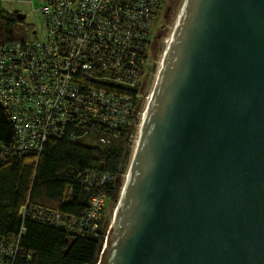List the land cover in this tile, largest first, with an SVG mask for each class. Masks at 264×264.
<instances>
[{
	"label": "water",
	"instance_id": "1",
	"mask_svg": "<svg viewBox=\"0 0 264 264\" xmlns=\"http://www.w3.org/2000/svg\"><path fill=\"white\" fill-rule=\"evenodd\" d=\"M169 41L97 264H264V0H184Z\"/></svg>",
	"mask_w": 264,
	"mask_h": 264
},
{
	"label": "trees",
	"instance_id": "2",
	"mask_svg": "<svg viewBox=\"0 0 264 264\" xmlns=\"http://www.w3.org/2000/svg\"><path fill=\"white\" fill-rule=\"evenodd\" d=\"M168 1L161 0L154 13L149 10L148 16L154 17L149 31L141 30L136 21L127 18L139 10L124 5L121 9H107L89 24L79 12H74L76 5L60 8L59 14L46 13L43 7L50 0H44L40 8L45 20L43 34L27 29L17 13L0 10V264L98 263L111 224L110 208L118 205L132 159L142 110L136 90L116 86L110 80L128 83L134 70L138 76L147 73L149 58L157 52L151 45L156 23L162 5ZM49 7L55 8L54 4ZM121 24L126 26L125 31L119 28ZM129 24L134 27L129 28ZM118 28L125 36L129 32L144 35L145 43L134 35L124 37L122 45L112 41ZM80 35L90 42L87 51L94 50L92 58L74 40ZM41 41L48 45L51 58L36 55L49 52L46 46H39ZM16 43L23 45L24 56L34 55L18 60L23 72L9 67ZM60 44L69 54L82 50L78 59L86 58L90 67L76 73L67 69L64 73L61 67L67 65L69 55L64 56L67 52L60 51ZM133 51L138 52L137 57ZM43 59L52 67L39 73L37 85L38 78L31 69H35V60ZM57 68L72 77L67 85H62L60 75L55 77ZM24 73L25 88L13 84L14 78ZM54 78L57 85L52 87ZM47 79L50 82L43 91L41 85ZM62 89L69 96L75 95L66 98ZM101 92H107L113 103L119 102L118 114L131 100L134 112L120 124L73 112L79 99L89 106L92 97ZM13 96L21 98V105L13 102ZM111 104L100 111L101 117L113 115L115 107ZM48 109L54 112L51 119L42 116ZM14 110L18 120L11 116ZM32 131L46 133V141ZM98 195L105 196V205L95 219L89 213L91 199Z\"/></svg>",
	"mask_w": 264,
	"mask_h": 264
},
{
	"label": "built area",
	"instance_id": "3",
	"mask_svg": "<svg viewBox=\"0 0 264 264\" xmlns=\"http://www.w3.org/2000/svg\"><path fill=\"white\" fill-rule=\"evenodd\" d=\"M160 2H161V0H50V2L48 4L44 5L43 10L46 13H49V12L52 13L53 11H57V13H58L60 11V8L63 10V7L70 6L71 4H72L73 7L76 5V10L74 12H79V15L80 16H84L86 18L87 22H89V24H91V23L97 21L100 18L101 14L103 12H105L107 9L116 8V7L121 9V8H123V5H124L127 8H135V9L139 10L138 14L127 16V18L132 19L133 22L136 21L138 26H141V30L149 31L150 26H151V22H152V20L154 18V17H152V15L148 16L149 15V10L150 9L153 10V13L156 12L160 8V4H159ZM52 4H54V7H55L53 10L49 7ZM128 26H129V28H131V27L133 28L134 24H129ZM119 28L122 29L123 31L126 30V26L123 25V24H121L119 26ZM119 28L116 29L118 32L113 35L111 40L112 41L115 40V41L118 42V44L122 45L125 42L124 37H128V35L129 36H133L134 34L129 32L128 35L125 36L124 33H122L123 31L121 32L119 30ZM57 30H58V27H56V29H54V32H56ZM133 37L134 38H138L139 42L145 43L144 35L143 36L134 35ZM74 40L77 41V43H78L77 45H79L81 48H84V52L83 53H88L89 54V58H92L94 56V50H89L88 49V51H87V46L89 47L90 42L88 40H86V36H81L80 35L78 38H76ZM169 42L170 41L168 40L167 46H168ZM43 45L48 48L49 52L48 53H45V52L40 53L39 52V53H36V55H38V56H40L42 58L46 57V56L48 58H51L53 54H51V51H50L48 45H46L45 42L41 41L39 43V46H43ZM151 45H152V43H151ZM151 45H149L148 48L152 47ZM23 48L24 47H23L22 44H17L16 43L15 53L11 55V60L13 62L9 66L12 71L15 70V71L23 72V70L17 64L18 60H24L25 58H32L34 56V55H30V54L24 56L23 52H22ZM60 51L61 52H67L68 50L64 46L61 45ZM81 51L80 50H75V52H73V54H69L68 52L64 54V56L69 55V59H66L67 65L64 66V67H61V68H64L63 69L64 73H66L67 69H71V71L73 73H76V72L80 71V69H83V68H86V67H90L84 61L86 58L84 60L78 59ZM140 52H142V51L140 50ZM133 56L137 57L138 56V52L133 51ZM140 58L142 60H144L142 57H140ZM149 60H150V58H149ZM34 62H35V69L32 68L31 70H35L34 71V75L37 76V78H38L36 84L39 85V80H40V78H39L40 74L39 73H41L42 70H47L48 68L52 67V63H49V61H46L45 59H43V60H35ZM148 63H150V62L148 61ZM150 65L148 67V70L150 72H147V73H152L153 72L155 63L152 64V66H153L152 70H150ZM62 72L63 71L61 69L57 68L54 71L55 77L57 78L60 75L62 85H67L71 81L72 77L69 74L66 75V74H64ZM145 74H146V71H144L143 73H141L138 76V74L135 73V70H134L133 74L128 79V83H126L125 81H123V82H118V81L117 82H113V81L110 80V82L114 83L116 86H119V87H122V88L126 87V89H129L130 91H135L136 90L135 96L137 98L141 99L140 102L142 104V110L140 111V114H141L140 119L141 120H140V122L138 124V127L141 124L143 115L145 113V110H146V107H147V104H148V101H149V98H150V97L148 98V101L146 103V101L144 99V86H143V83H142V80H143ZM45 81L46 80H44V85H41V88L43 89V91L47 90V87L45 85L48 82H50L49 79H47L46 82ZM25 83H26V81H25V73H24V75L22 77L20 75V76L15 77L14 80H13V84L19 85V86L24 87V88H25V86H24ZM56 85H57V80L54 78L53 81H52V87H55ZM61 93L64 94L66 98L67 97H72V95L73 96L75 95V93H72L71 96H69V94H67L64 91V89L61 90ZM47 97H48V95H47ZM111 99H112V97L107 92H101L99 94L94 95L92 97V100H91L92 104L89 105V106H87V104H85V103L81 104V99H79L78 100V102H79L78 108L73 110V112H75L76 114H79L81 116H86L88 118L91 117L93 120L108 121V120L112 119L115 124L116 123L117 124L123 123L126 120L127 115L132 113V112H134L133 111L134 104H133L132 100L130 102L128 101L126 103V105H125V108L122 110V113L118 114L117 113L118 108H116V107L118 106L119 102H117V100H116L115 103H113ZM12 100H13V102L16 105L17 104L21 105V98H17V97L13 96ZM3 101L6 102L5 100H3ZM111 103H113V104H111ZM109 104H111V105H113V107H115L112 110L113 111V115L110 116L109 118L101 117L100 111L103 110V109H107L108 108L107 106ZM6 105H7V107L9 106L8 102H6ZM110 106H109V108H111ZM46 112L47 113L42 115V116L44 118H46V119H48V118L51 119L52 116L54 115V112H53V114L50 113L49 109L46 110ZM35 115H39V114H35ZM11 116H12L13 120H18V116H17L16 110H14V112L11 113ZM40 117H41V114H40ZM93 117H95V118H93ZM138 131H139V129H138ZM138 131H137V134H136V138L138 137ZM32 132L35 134V136L36 135L37 136H41L43 138V141H46V138H47L46 133L42 135L41 134L42 131H41L40 134L38 132H35V131H32ZM91 205H92V208L90 210L89 215H90V217L96 219V218H98V216H100L99 210L102 209V207L105 205V196L104 195H98V196L92 197ZM6 257H9V256L7 255Z\"/></svg>",
	"mask_w": 264,
	"mask_h": 264
},
{
	"label": "rangeland",
	"instance_id": "4",
	"mask_svg": "<svg viewBox=\"0 0 264 264\" xmlns=\"http://www.w3.org/2000/svg\"><path fill=\"white\" fill-rule=\"evenodd\" d=\"M43 2H44V0H0V10L4 11L6 13H11V14H14V13L26 14V18L23 20L25 23L24 26L26 28L28 27L27 29L34 28V29L38 30L39 33L43 34L45 31V20H44L43 12L40 9L41 6L43 5ZM183 3H184V0H177V4H176V7L173 11L172 17H171L170 21L168 22L167 27L164 30L163 36L161 37L160 43L158 44V48H156L157 52H156V54H154V52H153V54L150 57V60H149V62L151 64L150 70L153 69L152 64L155 63L153 72L152 73H146L143 80H142V83L144 86V99H145L146 103L148 101V98L151 95L152 88L154 85V81L157 78V71L159 68V64H160L162 55H163V53L167 47L168 40H169V38L173 32V26H174L175 21L178 17L180 9L183 6ZM147 72H150V71L148 70ZM136 140H137V138L135 139V143H136ZM128 166H130V165H128ZM128 166H127L128 169L126 170L125 174L128 173V170H129ZM125 176H127V174ZM116 208H117L116 205L113 206L112 208H110L111 222H112L113 216L115 214Z\"/></svg>",
	"mask_w": 264,
	"mask_h": 264
},
{
	"label": "flooded vegetation",
	"instance_id": "5",
	"mask_svg": "<svg viewBox=\"0 0 264 264\" xmlns=\"http://www.w3.org/2000/svg\"><path fill=\"white\" fill-rule=\"evenodd\" d=\"M177 0H169L164 5H162V11L159 15L158 23H156V32L153 36V45L155 48H158L160 39L163 36L164 30L170 21L173 11L176 7Z\"/></svg>",
	"mask_w": 264,
	"mask_h": 264
},
{
	"label": "bare ground",
	"instance_id": "6",
	"mask_svg": "<svg viewBox=\"0 0 264 264\" xmlns=\"http://www.w3.org/2000/svg\"><path fill=\"white\" fill-rule=\"evenodd\" d=\"M181 10V9H180ZM157 73H158V71H157ZM140 127V126H139ZM139 127H138V129H139Z\"/></svg>",
	"mask_w": 264,
	"mask_h": 264
}]
</instances>
